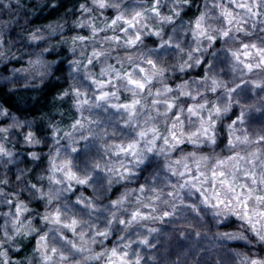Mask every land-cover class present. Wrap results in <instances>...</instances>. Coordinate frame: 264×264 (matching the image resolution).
Segmentation results:
<instances>
[{
    "label": "clouds",
    "instance_id": "1",
    "mask_svg": "<svg viewBox=\"0 0 264 264\" xmlns=\"http://www.w3.org/2000/svg\"><path fill=\"white\" fill-rule=\"evenodd\" d=\"M0 264H264V0H0Z\"/></svg>",
    "mask_w": 264,
    "mask_h": 264
}]
</instances>
